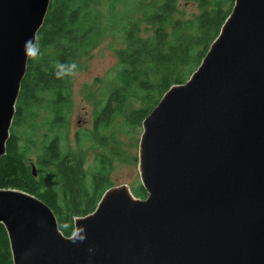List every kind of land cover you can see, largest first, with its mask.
Masks as SVG:
<instances>
[{
    "label": "water",
    "instance_id": "95a60500",
    "mask_svg": "<svg viewBox=\"0 0 264 264\" xmlns=\"http://www.w3.org/2000/svg\"><path fill=\"white\" fill-rule=\"evenodd\" d=\"M48 4L0 0V156ZM137 170L144 198L108 187L70 236L41 199L0 188L12 264H264V0H234L142 119Z\"/></svg>",
    "mask_w": 264,
    "mask_h": 264
},
{
    "label": "trees",
    "instance_id": "16d2710c",
    "mask_svg": "<svg viewBox=\"0 0 264 264\" xmlns=\"http://www.w3.org/2000/svg\"><path fill=\"white\" fill-rule=\"evenodd\" d=\"M186 1L199 9L188 18L175 17L177 0H49L28 54L5 152L0 156V188L22 190L41 199L53 211L63 235L70 236L74 217L91 212L103 191L113 185L107 178L109 156H98L94 170H88L82 153L65 151L62 145L67 82L78 58L97 40L101 20L115 25L124 41L114 50L120 65L117 85L94 123L106 125L121 115L124 124L139 127L168 87L183 83L198 66L234 2ZM131 100L140 105L133 106ZM41 107L49 112L42 125L35 121ZM17 126L23 127L24 136L17 134ZM40 128L46 130L33 160L29 152L36 148ZM129 188L135 197L146 196L139 181ZM0 264H12L1 223Z\"/></svg>",
    "mask_w": 264,
    "mask_h": 264
},
{
    "label": "rangeland",
    "instance_id": "374dc122",
    "mask_svg": "<svg viewBox=\"0 0 264 264\" xmlns=\"http://www.w3.org/2000/svg\"><path fill=\"white\" fill-rule=\"evenodd\" d=\"M120 6L123 8L122 4ZM120 6H116V11ZM176 6L179 9L175 14L176 18L192 17L199 12L196 3L186 0H177ZM116 29L110 21L99 22L97 40L78 58L76 67L68 78L69 103L65 110V140L62 145L65 151L82 153L84 167L88 170H94L98 156H109V181L113 185L125 184L131 187L139 181L137 148L141 125L136 128L128 126L124 124L121 115H116L106 125L94 123V118L102 110L110 91L117 85L116 75L120 65L114 50L122 47L124 41L121 32ZM146 33L148 31L142 32ZM131 104L136 107L139 103L131 100ZM48 115V109L38 108L36 123L42 125ZM45 130L40 128L35 134L38 143L29 152V157L33 160L38 152L41 134ZM23 131V127L17 126V134L24 136Z\"/></svg>",
    "mask_w": 264,
    "mask_h": 264
}]
</instances>
